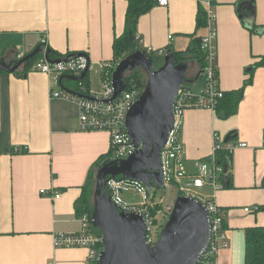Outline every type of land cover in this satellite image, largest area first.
Here are the masks:
<instances>
[{
	"label": "crops",
	"instance_id": "obj_1",
	"mask_svg": "<svg viewBox=\"0 0 264 264\" xmlns=\"http://www.w3.org/2000/svg\"><path fill=\"white\" fill-rule=\"evenodd\" d=\"M211 1L220 86L237 90L264 54V0ZM200 2L169 0L142 13L136 30L141 47L184 51L206 35L207 26H197ZM127 8L128 0H0V57L14 64L37 47L44 51L47 35L53 52L84 53L90 68L101 71L103 63L114 62V39L126 30ZM89 78L90 88L98 90ZM63 84L76 88L68 76ZM52 89L57 86L51 76L32 68L23 76L0 71V264H86L87 249L56 247L53 238L80 229L76 200L92 166L110 152L111 139L104 130H82L77 104L52 97ZM232 132L234 142L248 146L233 151L231 181L216 192L231 245L220 257L244 264L245 229L264 226V67L254 69L234 115L221 118L203 108L185 112L180 141L189 173L211 157L216 134L225 139Z\"/></svg>",
	"mask_w": 264,
	"mask_h": 264
},
{
	"label": "built area",
	"instance_id": "obj_2",
	"mask_svg": "<svg viewBox=\"0 0 264 264\" xmlns=\"http://www.w3.org/2000/svg\"><path fill=\"white\" fill-rule=\"evenodd\" d=\"M202 2L207 11L208 29L207 34L201 38V46L205 52V65L200 75L203 76L204 83L197 90L184 83L177 92L174 101V124L161 152L162 188L166 190L171 186H175L179 196L196 198L206 207L209 213L211 224L210 242L196 264H230L224 262L220 257L221 250L228 249L231 245L225 230L226 210L216 202V192L226 187L227 177L231 173L233 151L237 147H245L248 144L247 142L227 141L216 134L211 157L197 161L195 173H189L183 160V145L180 141L185 112L189 109L198 108L216 110L219 101L225 96V90L220 86L217 62L215 10L211 0H202ZM168 4L169 0H157L156 2L158 6L165 7ZM169 39H172V35H169ZM137 40L141 43L142 36L137 34ZM41 43L45 48L48 47L47 35H43ZM145 53L148 55L154 53L162 55L167 53V49L162 47L154 50L152 47H148L145 49ZM22 57L23 55H19L18 59ZM88 63L86 56L75 54L67 55L65 61L56 63L46 58L44 49L42 55L33 64L32 70L51 76L53 83L57 86V89L51 91L52 97H62L77 104L79 123L82 130H104L109 132L111 159H125L136 150L126 126L127 114L142 92L139 86H134L131 89H125L114 99H111L114 94L113 72L111 70L117 65L114 62L102 64L100 88L96 91L90 87L88 88L82 80L74 81L76 88L70 89L76 93L91 96L92 99L64 90L61 87L63 77H66V75H82ZM262 145L264 146V135ZM222 150L228 152L227 165L217 161L218 153ZM206 187L212 188L213 193H203L202 190ZM125 191L137 192L141 196V201H126L123 198ZM41 193L47 192L42 189ZM107 193L121 210L136 211L145 217L146 241L151 246L156 245L164 226L161 215L164 206L163 198L156 200L155 195L150 193V188L146 184L140 180L122 176L108 177ZM60 195V192H56L54 197L59 198ZM244 210L250 211L251 207L248 206ZM77 219L80 222V229L74 232L55 233L54 245L65 248H85L87 249L86 264H97L102 249V235L93 230L92 215L81 213L77 215Z\"/></svg>",
	"mask_w": 264,
	"mask_h": 264
},
{
	"label": "water",
	"instance_id": "obj_3",
	"mask_svg": "<svg viewBox=\"0 0 264 264\" xmlns=\"http://www.w3.org/2000/svg\"><path fill=\"white\" fill-rule=\"evenodd\" d=\"M42 51V47H37L14 64H8L0 57V70L15 72ZM50 53L51 48L47 47L45 56L50 61L58 63L67 59L64 56L52 60ZM75 55L86 56L84 53ZM88 62L82 75L66 76L74 81L82 80L90 69L89 59ZM189 63V60L178 62L168 51L164 64L155 68L153 57L135 45L134 51L121 59L113 71L114 94L111 99L125 90V76L135 68L140 67L146 72L147 82L126 118L136 150L125 159H106L97 169L92 211L93 225L102 232V249L97 264H196L209 245V213L196 198L182 195L176 198L158 242L151 246L146 241L145 217L136 211L121 210L107 193L108 177L117 176L140 180L148 188L154 184L162 188L161 152L174 124L177 92L182 84L193 81L187 77ZM61 87L92 99L64 84Z\"/></svg>",
	"mask_w": 264,
	"mask_h": 264
},
{
	"label": "trees",
	"instance_id": "obj_4",
	"mask_svg": "<svg viewBox=\"0 0 264 264\" xmlns=\"http://www.w3.org/2000/svg\"><path fill=\"white\" fill-rule=\"evenodd\" d=\"M156 2L157 0H128L126 30L122 35L114 39V64H116L118 61H120L127 55L131 54L135 49V45H138L141 50L145 51V49L141 47L140 42L137 40V22L140 15L151 9L154 5H156ZM197 26H207V11L203 2H200V7L197 15ZM172 53L176 56L178 62L183 60H189L190 64L192 62H195L199 66V69L193 77H187L190 80H194L195 78H197L198 74L201 72L205 65V52L201 46V37H195L192 41L191 46L188 47L186 50L172 51ZM41 55L42 53L26 61L18 70L15 71V73L22 76L27 75L29 70L32 68L33 64ZM149 55L153 57L152 54ZM50 57L52 59H58L64 56L57 54L51 50ZM257 67H264V54L258 58V60L253 64V66L249 70V77L246 79L245 85L252 83L253 71ZM114 69L115 68H113L111 71L113 72ZM64 78L65 77H63L62 81H64ZM82 81L88 88L90 87L89 71L87 72L86 76L82 79ZM125 83V89H131L134 86H139L142 92L146 86L144 72L137 70V68L128 72L125 76ZM245 85L237 90L225 91V96L219 101L216 108L218 116H220L221 118H228L236 113L238 105L244 97ZM234 138L235 133L232 132L228 134L225 139H227V141H230ZM20 151H25V149H20L18 152ZM227 154L228 152L226 150L220 151L217 156V161L223 165H227ZM110 157L111 152L103 154L90 169L87 182L83 185L82 193L76 200L75 208L77 215L81 213H88L89 215H92L93 196L95 192L93 183L95 182L96 188L97 169L103 161L109 159ZM231 178L232 174L230 173V175L227 177L226 183H229L231 181ZM262 186L264 187V177L262 179ZM261 208L264 209V205ZM93 230L96 233L102 235L101 230L97 227L94 226ZM244 264H264V226L256 225L252 227H247L245 229Z\"/></svg>",
	"mask_w": 264,
	"mask_h": 264
},
{
	"label": "rangeland",
	"instance_id": "obj_5",
	"mask_svg": "<svg viewBox=\"0 0 264 264\" xmlns=\"http://www.w3.org/2000/svg\"><path fill=\"white\" fill-rule=\"evenodd\" d=\"M165 55H166V53L162 54V55L161 54H157V53L152 54L153 59H154V67L155 68H159L160 66H162L164 64ZM198 69H199V66L195 62H192L189 65L187 76L193 77ZM137 70H140L141 72H144L145 79H146V82H147V74H146V72L140 67H138ZM89 76L91 77V79L94 80L93 89L94 88L95 89H97V88L99 89V87H100V78H101V72H100L99 68L91 67L90 71H89ZM202 80H203V76L200 75L194 81H188V82H186V84L189 85L191 88H194L195 83H200V82H202ZM93 187L95 189V182L93 183ZM202 191H203V193H206V188L203 189ZM150 193L151 194L153 193L155 195V199L156 200H160V199L163 198L164 206L162 207L161 215L163 217L162 222H164V224H165L167 219H168V217L171 214L174 202H175L176 198L179 195L178 194V190H177V188L175 186H171V187H169L166 190L164 188H158L157 186H153V187L150 188ZM123 198L126 201H129V202H140L141 201V196L135 191H125L123 193ZM238 264H243V262H241V263L238 262Z\"/></svg>",
	"mask_w": 264,
	"mask_h": 264
},
{
	"label": "flooded vegetation",
	"instance_id": "obj_6",
	"mask_svg": "<svg viewBox=\"0 0 264 264\" xmlns=\"http://www.w3.org/2000/svg\"><path fill=\"white\" fill-rule=\"evenodd\" d=\"M189 65H190V63H189ZM188 69H189V67H188ZM187 73H188V70H187Z\"/></svg>",
	"mask_w": 264,
	"mask_h": 264
}]
</instances>
